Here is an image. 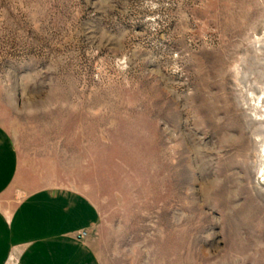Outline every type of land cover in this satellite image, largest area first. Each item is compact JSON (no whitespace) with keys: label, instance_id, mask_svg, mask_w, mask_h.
<instances>
[{"label":"rangeland","instance_id":"rangeland-1","mask_svg":"<svg viewBox=\"0 0 264 264\" xmlns=\"http://www.w3.org/2000/svg\"><path fill=\"white\" fill-rule=\"evenodd\" d=\"M0 125L99 264H264V0H0Z\"/></svg>","mask_w":264,"mask_h":264},{"label":"crops","instance_id":"crops-1","mask_svg":"<svg viewBox=\"0 0 264 264\" xmlns=\"http://www.w3.org/2000/svg\"><path fill=\"white\" fill-rule=\"evenodd\" d=\"M18 171L16 146L0 125V196ZM98 223L94 204L70 189H39L11 210L0 206V264H99L93 249L77 239Z\"/></svg>","mask_w":264,"mask_h":264},{"label":"built area","instance_id":"built-area-1","mask_svg":"<svg viewBox=\"0 0 264 264\" xmlns=\"http://www.w3.org/2000/svg\"><path fill=\"white\" fill-rule=\"evenodd\" d=\"M86 237V231H81L80 233L77 234V239L79 240H84Z\"/></svg>","mask_w":264,"mask_h":264}]
</instances>
